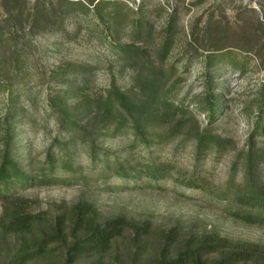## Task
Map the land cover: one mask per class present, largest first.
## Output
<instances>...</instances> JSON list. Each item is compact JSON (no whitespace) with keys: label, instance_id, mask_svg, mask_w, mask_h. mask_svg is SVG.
<instances>
[{"label":"rangeland","instance_id":"rangeland-1","mask_svg":"<svg viewBox=\"0 0 264 264\" xmlns=\"http://www.w3.org/2000/svg\"><path fill=\"white\" fill-rule=\"evenodd\" d=\"M45 1L52 9L47 15L49 31L33 36L28 32L27 19L36 0H0V30L9 29L4 19L14 8L10 20L19 29L16 50L27 59L24 68L10 74L15 78L14 95H19L26 105L24 112L29 120L28 123L20 120L16 126L20 133L17 142L27 155L20 160L22 163L29 161L27 151L31 148L32 159L41 169L52 143L57 138L68 139L58 129L56 114L47 102L48 95L54 97L61 91V72L71 73L68 79L78 77L82 84L83 76L73 71L92 67L85 91L93 95L103 93L113 83L123 91L132 90L136 70L118 58L119 47L135 41L136 22H141L149 28L147 32L143 30L144 34L152 33L143 44L153 60L159 62L155 51L163 39L167 18L176 11L175 47L165 66L176 70L169 83L179 84L176 101L189 109L195 106L197 97L204 92L203 59L209 50L230 48L241 63V72L225 66L217 74L216 85L225 90L229 107L224 117L217 115L216 121L211 122L203 112L192 110L202 129L228 143L224 147L213 146L199 163L206 175L202 186L205 191L189 189L177 178L180 169L193 171L196 167L194 145L190 141L177 139L159 153L175 167L172 174L156 183L139 182L140 188L122 179H113L105 185L104 179L98 178L99 172L91 170L86 153L79 152L75 162L84 168L72 178H69L72 174L60 168L56 180L25 187L10 202L0 200V225L9 222L7 212L18 207L20 212L35 215L30 236L34 239L50 233L56 218L81 202L95 206L102 219L122 217L128 222L127 230L116 240L112 251L78 259L76 264H149L163 255L166 241L171 237L167 252L170 256L190 240L211 236L225 238L238 246L264 247V226L243 222L234 214L237 206L231 209L232 204L218 201L214 196L228 180L239 154L245 163L252 150H264V132L254 136L258 122L264 120V111L258 107L264 99V0H118V5L108 10L126 8L117 25L101 16L99 19L94 13L79 12L65 17L57 5L60 0ZM10 50L0 48L1 54H9ZM0 75L8 73L0 72ZM33 121L37 123L34 130ZM98 143L113 154L131 156L127 151L130 141L123 137L102 139ZM2 147L0 142V154L4 151ZM259 172L264 178V164ZM82 174L86 180L80 181ZM241 178L240 173L238 181ZM212 188V192L207 191ZM5 233L0 231V264H10L20 245L18 234ZM50 249V253L28 264H66V250L62 246L55 243Z\"/></svg>","mask_w":264,"mask_h":264},{"label":"trees","instance_id":"trees-1","mask_svg":"<svg viewBox=\"0 0 264 264\" xmlns=\"http://www.w3.org/2000/svg\"><path fill=\"white\" fill-rule=\"evenodd\" d=\"M116 2L118 0H60L57 5L65 17L79 12L94 13L99 19L101 16L106 22L117 25V19L124 14L126 8H116L115 12H109V9L118 5ZM48 5L45 0H36L27 19L29 34L35 36L48 33L47 15L52 10ZM177 13H171L167 18L163 39L155 51L159 62L153 60L152 54L143 44L145 38L152 33L144 34L143 30L147 32L149 28L141 22H136L137 41L119 47L118 58L129 68L136 70L135 88L130 91H123L113 83L103 93L93 95L86 92L93 70L90 66L78 67L77 72L73 71V74L83 76L82 84L78 77L68 79L71 73L56 71L62 73L61 91L54 97L48 95L47 102L56 114L58 129L68 139L60 141L57 138L52 143L40 169L37 168L35 159H32L31 148L27 151L29 161H20L27 155L17 142L20 133H17L16 126L20 120H24L23 123H28L29 120L24 112L26 105L19 95H14L15 88L12 85L15 78L10 74L24 68L27 59L22 52L16 50L20 40L19 29L10 20L14 15V8L8 11L4 22L8 23L9 29L0 30V48L11 49L9 54L0 52V72L8 73L6 76L0 75V142L4 149L0 154V200L10 202L25 187L56 180L55 176L60 168L72 174L69 177L72 178L84 168L75 162V155L79 152L86 153L91 170L99 172L98 178L104 179L105 185H109L113 179L132 182L135 188H140L138 184L144 180L159 182L171 175L175 168L171 161L161 157L159 153H163L177 139L190 141L194 145L196 161L193 171L180 169L177 171V178L189 189H202L206 175L199 163L213 146L224 147L228 142L221 136L202 129L198 116L192 110L203 112L211 122L216 121L217 115L224 117L223 114L229 107L226 106L225 90L216 85L217 74L225 66L241 72V63L230 48L209 50L210 53L203 59L205 88L197 97L195 106L189 109L184 103L176 101L175 94L179 84L169 85L176 70L173 66L165 69V66L175 47ZM17 16L21 17L22 14ZM217 88L221 91L218 92ZM258 107L264 111V99L258 103ZM36 124L33 121V130ZM263 132L264 120H261L254 136ZM117 137L130 141L127 151L131 152V156L113 154L98 143L102 139ZM252 148L251 146V150ZM262 164L264 150H252L245 163L243 155L239 154L231 166L228 180L214 192L216 200L232 204L231 209L237 206L234 214L249 225L264 226V178L259 172ZM240 173L242 178L238 181ZM79 178L80 181L86 180V175L82 174ZM68 182L71 183V179ZM207 191L212 192L213 188ZM7 215L10 220L0 225V231L18 234L20 238V245L10 264H28L32 259L50 253L52 249L48 248L55 243L66 250L65 263L76 264L78 259L97 257L112 251L116 240L128 228V222L122 217L102 219L95 206L81 202L59 215L50 233L31 239L35 215L27 211L20 212L18 207L7 212ZM171 239L172 237L167 239L163 255L149 264H264L263 246H238L225 238L211 236L190 240L170 256L167 252Z\"/></svg>","mask_w":264,"mask_h":264}]
</instances>
